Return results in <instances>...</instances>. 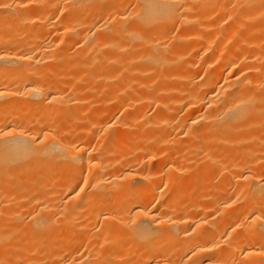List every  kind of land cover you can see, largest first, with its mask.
Listing matches in <instances>:
<instances>
[{
  "label": "bare ground",
  "instance_id": "obj_1",
  "mask_svg": "<svg viewBox=\"0 0 264 264\" xmlns=\"http://www.w3.org/2000/svg\"><path fill=\"white\" fill-rule=\"evenodd\" d=\"M0 264H264V0H0Z\"/></svg>",
  "mask_w": 264,
  "mask_h": 264
}]
</instances>
